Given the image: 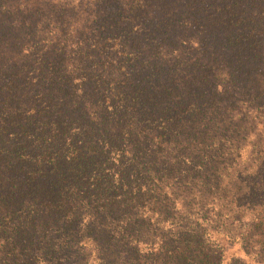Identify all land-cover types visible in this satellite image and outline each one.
I'll return each mask as SVG.
<instances>
[{
    "label": "trees",
    "instance_id": "16d2710c",
    "mask_svg": "<svg viewBox=\"0 0 264 264\" xmlns=\"http://www.w3.org/2000/svg\"><path fill=\"white\" fill-rule=\"evenodd\" d=\"M0 264H264V0H0Z\"/></svg>",
    "mask_w": 264,
    "mask_h": 264
}]
</instances>
